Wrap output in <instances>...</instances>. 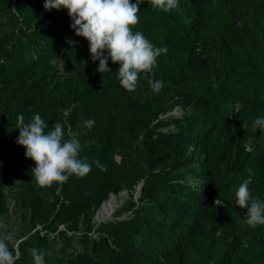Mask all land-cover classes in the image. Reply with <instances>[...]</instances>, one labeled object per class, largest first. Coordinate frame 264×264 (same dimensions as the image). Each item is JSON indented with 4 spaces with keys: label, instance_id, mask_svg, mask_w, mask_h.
I'll return each mask as SVG.
<instances>
[{
    "label": "trees",
    "instance_id": "obj_1",
    "mask_svg": "<svg viewBox=\"0 0 264 264\" xmlns=\"http://www.w3.org/2000/svg\"><path fill=\"white\" fill-rule=\"evenodd\" d=\"M44 2L0 0V236L14 237L15 264H34L31 248L50 253L45 264H264V226L245 222L235 195L248 180L264 200V132L253 130L264 0H179L170 12L143 0L133 32L168 51L134 91L119 63L99 73L68 10ZM151 79L164 82L158 93ZM21 113L62 123L91 172L40 187L16 143Z\"/></svg>",
    "mask_w": 264,
    "mask_h": 264
},
{
    "label": "clouds",
    "instance_id": "obj_2",
    "mask_svg": "<svg viewBox=\"0 0 264 264\" xmlns=\"http://www.w3.org/2000/svg\"><path fill=\"white\" fill-rule=\"evenodd\" d=\"M142 2L143 0H136V3H131L130 0H45L43 6L47 11L67 9L75 34L89 41L91 57L93 61H99L97 71L112 72L108 67L109 59L113 64L119 63L117 79L120 86L127 91H134L140 74L151 73L157 66L158 57L168 51L166 47L153 45L142 32H133V26L139 22L138 12ZM150 3L163 12H170L179 6V0H150ZM149 84L156 93L164 87L163 81L155 79L149 80ZM180 113L181 110L175 108L168 115ZM94 125L95 121L92 119L84 122L88 129ZM16 127L19 129L16 143L26 149V158L35 162L36 167L31 169V175L40 187L50 186L54 182L63 184L70 175L84 177L91 172L92 164L79 158V141L71 138L70 131L67 132L70 138H65L62 123L56 122L49 127L40 114H34L26 123L25 116L21 113L17 116ZM257 129L264 132V117L254 120L253 130ZM93 163L101 171L107 170L99 160ZM235 195L236 205L247 209L245 222L252 227L264 226V200L251 195L248 180L239 185ZM216 204H221L219 199ZM13 239L11 234L0 236V264H15L17 256L9 246ZM30 254L34 264H45V256L50 255L37 248H31Z\"/></svg>",
    "mask_w": 264,
    "mask_h": 264
},
{
    "label": "rangeland",
    "instance_id": "obj_3",
    "mask_svg": "<svg viewBox=\"0 0 264 264\" xmlns=\"http://www.w3.org/2000/svg\"><path fill=\"white\" fill-rule=\"evenodd\" d=\"M123 194H121V196H115V195H112L107 201H110L112 200L114 202L112 208H113V212L109 215H104V213H102L101 211H103V209L105 208L104 207V204L107 202L105 201V203L102 205V207L100 208V210L98 211L97 213V216H96V220L98 221H101V220H105L109 217L112 216V214L114 213V211L118 208L119 206V203L123 201V197H122ZM125 195V194H124ZM122 197V198H121Z\"/></svg>",
    "mask_w": 264,
    "mask_h": 264
},
{
    "label": "bare ground",
    "instance_id": "obj_4",
    "mask_svg": "<svg viewBox=\"0 0 264 264\" xmlns=\"http://www.w3.org/2000/svg\"><path fill=\"white\" fill-rule=\"evenodd\" d=\"M113 204H114V202L112 200L107 201L104 204L105 208L101 212L104 213L105 216L111 214L113 212V208H112Z\"/></svg>",
    "mask_w": 264,
    "mask_h": 264
},
{
    "label": "water",
    "instance_id": "obj_5",
    "mask_svg": "<svg viewBox=\"0 0 264 264\" xmlns=\"http://www.w3.org/2000/svg\"><path fill=\"white\" fill-rule=\"evenodd\" d=\"M97 216V215H96Z\"/></svg>",
    "mask_w": 264,
    "mask_h": 264
}]
</instances>
